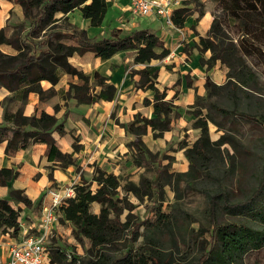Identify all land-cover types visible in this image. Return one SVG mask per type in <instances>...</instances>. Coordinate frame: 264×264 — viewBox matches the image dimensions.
<instances>
[{
    "label": "trees",
    "instance_id": "obj_1",
    "mask_svg": "<svg viewBox=\"0 0 264 264\" xmlns=\"http://www.w3.org/2000/svg\"><path fill=\"white\" fill-rule=\"evenodd\" d=\"M20 5L23 12V22L29 23L28 31H23L20 24L14 27L11 35L9 28L0 30V45H8L16 51L15 55H6L0 51V87L23 97L30 92L36 93L41 102L58 94L54 86L58 83L59 74L63 73L76 82L68 83V90L63 93L64 100L73 99L78 105H90L100 100L112 101L116 96V88L108 79L95 72L92 76L68 63L73 55H83L92 52L95 57L105 61L120 51H132V63L144 65L132 74H137L139 80L136 88L150 90L153 99L143 100L145 106H152L153 116L148 119L136 114L131 122L121 125L124 130L134 136L128 144L133 150V165L145 172L151 170L152 177L140 176L139 183H122L120 178L95 167L91 181L81 179L80 185L73 186L74 196L59 207L62 220L69 222L72 235L77 242L87 239L90 243L85 255L74 254L69 246H59L53 240L50 243V264H171L163 257L158 249L151 246L145 238L138 245L134 242L140 236V227H152L154 230L168 231L171 227L169 217L161 213L164 187V165L158 153L149 151L142 137L150 128L153 138L162 137L164 132L170 131L172 122L182 116L172 100H165L164 93L156 88L157 67L150 65L153 60H163L169 54L159 37L147 29L135 30L123 34L120 30H113L107 37L91 39L84 31L71 27L67 36L54 31L57 24L67 22L66 15L78 10L81 17L89 20L92 27H100L106 16V0H13ZM197 9H190L192 2ZM183 1L184 7L174 9L171 20L176 28H182L186 19L196 13L197 19L204 15V4L200 0ZM214 5L211 12L212 21L206 36H198L195 47L200 53L210 52L207 60L201 59L202 65L209 71L217 63L228 68L227 83L214 84L206 77L204 84L205 100L211 95V89H228L233 107L223 109L214 103L210 108L223 116H241L248 120L255 118L237 109V91L251 88L250 81L256 77L245 62V56L264 55V0H210ZM60 14L61 17L56 16ZM21 22V23H23ZM232 23L238 39L235 41L227 35V25ZM43 37L38 43L33 39ZM68 42H62L63 39ZM53 40V41H52ZM247 71V72H246ZM41 81H47L51 87L43 90ZM18 92V93H17ZM72 93V94H71ZM203 98V97H201ZM200 97L195 98L193 108ZM57 107L55 108V110ZM197 119L194 129L201 132L193 146L186 148L184 156L189 163L188 172L181 176H189L188 186H194L196 175L202 174L204 161L211 156L210 145L207 144V124L209 117L202 116L201 109L193 111ZM9 125H0V143L7 141L6 155L14 154L18 149L30 143L46 144L48 161L58 162L59 167L65 168L74 164L72 154H62L56 147L52 133L60 136L65 134L64 126L54 115L41 111L38 115L29 117L21 111L14 115H3ZM221 146L222 140L216 142ZM77 147L74 145V151ZM228 161H232L228 150L224 149ZM14 176L13 169H0V186L6 185ZM179 177V176H178ZM51 179V176H50ZM95 183V190L90 186ZM167 184V182H166ZM207 197L208 214L212 230L209 232L207 250H204L195 264H239L249 251L264 247V164L262 177L252 194L235 203H228L224 193H209L202 190ZM142 200L144 197L159 201L158 205H151L146 214V221L136 223L132 215L133 203L129 195ZM10 197L30 206V201L21 191H9ZM97 203L99 212H91V205ZM223 205L227 211L235 215L245 216L246 221L217 225V207ZM127 211L125 220L120 216ZM19 209H13L7 200L0 199V232L10 231L15 237L19 233ZM150 214V215H149Z\"/></svg>",
    "mask_w": 264,
    "mask_h": 264
},
{
    "label": "crops",
    "instance_id": "obj_2",
    "mask_svg": "<svg viewBox=\"0 0 264 264\" xmlns=\"http://www.w3.org/2000/svg\"><path fill=\"white\" fill-rule=\"evenodd\" d=\"M183 1L188 0H175L174 9L184 7ZM200 1L204 4V15L199 19L196 13L190 15L184 26L179 28L180 31L166 26L155 16L141 17L139 21L131 20L127 23L123 17L131 16L128 11V0H106L107 12L103 21L111 23L105 26L102 22L100 27H92L89 20L83 19L78 10L67 14L66 17L71 27L77 31H84L88 38L107 37L110 31L115 29L124 31L123 34L141 29L156 34L164 48L169 51L163 60L150 62V65L156 66L158 70L156 88L164 93L165 100H172L173 105L179 111H183L194 104L196 96L200 98L204 96L206 77L216 85H220L222 81L219 63L208 71L200 60H207L210 52L200 53L195 47L198 36H206L212 21L210 0ZM56 17L59 18L61 15L58 14ZM21 21L23 12L20 5L13 0H0V30L9 28L10 31L13 23ZM0 51L6 55H15L14 50L8 45H0ZM132 57V51H120L105 61L95 57L92 52H86L81 56L75 54L68 58V63L84 74L92 76L97 72L107 78L116 88V96L112 101L100 100L90 105H78L73 99L64 100L62 95L68 90V83L76 82L74 81L76 78L63 73L59 74L58 83L54 86L58 94L45 102H41L36 93L30 92L23 97L0 87V125H9L3 119L4 113L14 115L21 111L23 116L29 117L44 111L54 115L58 122L63 124L65 134L60 136L53 132L51 136L58 150L62 154H72L74 159L73 165L61 168L58 162L48 161L47 146L44 143H30L12 155L5 154L7 141L0 143V169L14 170L13 178L6 185L0 186V199L7 200L13 209L20 210L19 233L14 237L10 231L0 232V260L8 259V244L20 243L27 237L26 230L28 233H35L40 221L41 206L49 200L47 195L49 188L63 189L67 186L80 185L81 179L89 182L95 167L117 177L126 171L125 169L135 167L133 150L128 147L134 136L127 133L121 125L131 122L136 114L152 118L153 108L151 105L145 106L143 100L152 101L154 94L150 90L136 88L139 76L132 74V71L140 70L144 65H134ZM40 86L46 90L51 84L41 81ZM192 125L193 121L188 122L181 116L172 122L171 130L164 132L162 137L154 139L151 129L148 128L142 142L154 153V150L165 148L172 140L180 142L184 133L192 136L196 132L197 139L199 130L192 128ZM74 145L77 147L76 151ZM78 169L82 172L80 176ZM10 190L21 191L31 202L30 206H25L10 197ZM94 205L97 210L91 212L97 214L100 206L93 203L91 207ZM53 227L52 237L56 233L57 237L62 239V243L66 241V245L70 247L69 251L74 247L77 254L82 255L79 252V245L72 236L73 227L66 220H62V215ZM83 241L90 246L87 239ZM49 249L48 245V251ZM43 264H50V252L45 256Z\"/></svg>",
    "mask_w": 264,
    "mask_h": 264
},
{
    "label": "rangeland",
    "instance_id": "obj_3",
    "mask_svg": "<svg viewBox=\"0 0 264 264\" xmlns=\"http://www.w3.org/2000/svg\"><path fill=\"white\" fill-rule=\"evenodd\" d=\"M189 8L197 9L196 3L192 2ZM210 10L214 11L213 3L210 4ZM140 18V16L131 15L130 17L124 16L123 20L128 23L131 20L139 21ZM21 22L13 23L8 35H11L14 27H18L20 24H23L24 32L28 31L29 23ZM103 23L105 26L111 21H103ZM71 30L68 21L61 22L54 28V31L61 33L63 37L67 36ZM226 31L228 37L234 41L238 39L239 36L232 23L227 25ZM42 37L43 32L40 33L39 38L33 39V42L38 43ZM91 38L96 39L97 37ZM62 42L67 43L68 40L65 38ZM14 53L16 54L15 50ZM244 59L247 66L256 75L254 80L250 81L251 88L255 90L242 87L237 91V109L239 112L251 115L255 118L254 120H248L241 116H223L210 108L209 103H214L223 109L233 107L226 87L211 89V95L207 100H205L204 94L193 108L189 107L187 110L180 111L182 117L188 122L193 121V124L197 120L193 115L195 110L201 109L202 116L209 117L207 144L210 145L211 156H209V161H204L202 174L195 176L194 186H188L189 176L181 175L189 170V163L182 151L193 146L197 140L195 139L196 132L192 136L184 133L181 135L180 142L172 140L165 148L154 150V153L159 154L162 165H164V195L161 213L169 217L171 228L168 231H160L142 226L139 229L140 236L134 245L140 244L146 238L153 248L158 249L163 257L169 259L171 264H195L197 258L208 248L206 243L209 241L212 225L208 214L207 197L202 190L211 194L222 192L228 203H235L248 198L261 180L264 164V55H248ZM220 70L222 80L220 86H222L227 83L228 68L220 65ZM200 132L201 130L197 132L198 136ZM219 140H222L224 144L217 145L216 142ZM224 149L228 150L232 161H228L223 152ZM125 170L119 174L122 183L138 184L141 175L147 178L152 177L151 170L145 172L141 168L132 166ZM78 173L80 176L82 172L78 169ZM95 188V184L90 186L92 191ZM128 199L134 205L132 215L136 223L143 220L147 222L150 216L146 218V214L151 205L159 204L155 197L152 200L146 197L139 200L130 194ZM96 210L95 205L91 207L92 212ZM126 214L127 211H124L120 216L121 221L125 220ZM240 220L246 221L245 216L227 211L221 203L217 207V225L239 222ZM51 240L61 246L66 245V241L62 243V239L57 237L56 233L49 239V241ZM76 244L79 245V252L82 255L88 252L89 246L84 241H76ZM48 245L50 246V243ZM70 250L77 254L76 248L73 247ZM239 264H264V247L249 251Z\"/></svg>",
    "mask_w": 264,
    "mask_h": 264
},
{
    "label": "built area",
    "instance_id": "obj_4",
    "mask_svg": "<svg viewBox=\"0 0 264 264\" xmlns=\"http://www.w3.org/2000/svg\"><path fill=\"white\" fill-rule=\"evenodd\" d=\"M175 0H128V11L132 16H155L161 19L168 27L176 28L171 20L175 8ZM182 34V32H180ZM49 200L41 206L40 221L35 233L25 231L26 238L20 243L8 244L9 255L0 264H43L48 254L49 239L53 235L55 222L61 216L59 207L74 196L73 186L63 189L49 188L47 191Z\"/></svg>",
    "mask_w": 264,
    "mask_h": 264
}]
</instances>
